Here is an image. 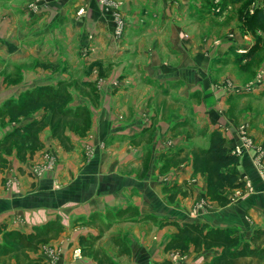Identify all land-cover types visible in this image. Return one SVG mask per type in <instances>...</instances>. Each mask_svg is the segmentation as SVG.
Returning <instances> with one entry per match:
<instances>
[{
  "label": "crops",
  "instance_id": "obj_1",
  "mask_svg": "<svg viewBox=\"0 0 264 264\" xmlns=\"http://www.w3.org/2000/svg\"><path fill=\"white\" fill-rule=\"evenodd\" d=\"M202 1L0 0V69L31 67L0 106L70 85L67 108L88 120L83 132L65 127L67 147L43 128L31 158L13 152L0 169V227L59 231L29 254L34 264H97L89 241L112 264H204L220 249H165L174 224L242 241L264 228V84L243 89L248 57L236 54L250 44L208 31L220 16L199 12ZM43 114L6 116L0 139ZM212 131L238 156L225 171L244 183L225 190L223 207L192 168L191 149L207 148Z\"/></svg>",
  "mask_w": 264,
  "mask_h": 264
},
{
  "label": "trees",
  "instance_id": "obj_2",
  "mask_svg": "<svg viewBox=\"0 0 264 264\" xmlns=\"http://www.w3.org/2000/svg\"><path fill=\"white\" fill-rule=\"evenodd\" d=\"M68 99L67 93L61 89L40 87L25 91L17 100L9 99L3 103L0 114H6L11 122L29 117L39 110H42L44 114L39 120L34 119L23 126H15L0 139V169L7 166L6 156L13 152L20 161L31 158L42 147L38 134L47 126L51 130L52 138L57 139L60 145L65 147L68 142V138L64 135L66 126L74 129L75 132H83L88 127L87 119L67 108ZM190 154L193 173H199L205 177L207 197L222 207L228 205L230 200L225 196V190L239 189L244 186L243 182L225 171L238 161V156L225 146L224 139L218 131L209 133L207 148H192ZM174 199L173 193L171 201ZM174 226L177 231L166 244V250L185 251L189 245L193 246L195 252L219 248L220 253L204 264L264 263V228L255 229L248 241H242L231 229H207L205 225L189 222L174 224ZM58 232L51 228L50 224L36 228L30 234L6 231L5 228L0 227L3 238L0 243L2 264H6V260L11 258L14 259L15 264H34L35 261L29 254L37 251L40 245L48 243ZM114 243L120 247L118 241ZM89 244L88 251L97 264H112L99 249L93 248L91 241Z\"/></svg>",
  "mask_w": 264,
  "mask_h": 264
},
{
  "label": "rangeland",
  "instance_id": "obj_3",
  "mask_svg": "<svg viewBox=\"0 0 264 264\" xmlns=\"http://www.w3.org/2000/svg\"><path fill=\"white\" fill-rule=\"evenodd\" d=\"M217 1L220 2L219 5ZM202 4V7L198 8L199 12H213L215 16H220L217 19L210 17L211 20L207 25L208 31L221 34V36L234 34L236 43L240 39L250 44L249 50L244 54L239 53L240 51L236 54L248 57L245 65L238 69L239 72H246L245 74L250 75L248 79L250 82L244 83L243 89L264 84V0H203ZM30 68L13 65L0 69V92H7L9 89L14 92L19 89L21 73ZM11 80H14L16 85L8 83ZM68 86L70 85L62 86L61 90H68ZM261 96L264 97V95ZM12 100H17V98ZM2 110L3 106H0V111ZM6 116V114H0L1 123H6Z\"/></svg>",
  "mask_w": 264,
  "mask_h": 264
},
{
  "label": "built area",
  "instance_id": "obj_4",
  "mask_svg": "<svg viewBox=\"0 0 264 264\" xmlns=\"http://www.w3.org/2000/svg\"><path fill=\"white\" fill-rule=\"evenodd\" d=\"M219 3H220V2H219V1H217V5H219ZM217 9H218V10H217V12H218V11H219V8L217 7ZM79 253H80V251H79V250H76V252H75L76 256H78V255H79Z\"/></svg>",
  "mask_w": 264,
  "mask_h": 264
}]
</instances>
